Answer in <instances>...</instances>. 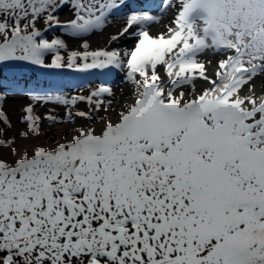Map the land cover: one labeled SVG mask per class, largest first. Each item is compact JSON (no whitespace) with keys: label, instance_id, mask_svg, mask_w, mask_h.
Returning <instances> with one entry per match:
<instances>
[{"label":"snow or ice","instance_id":"1","mask_svg":"<svg viewBox=\"0 0 264 264\" xmlns=\"http://www.w3.org/2000/svg\"><path fill=\"white\" fill-rule=\"evenodd\" d=\"M144 2L0 0V264H264V0Z\"/></svg>","mask_w":264,"mask_h":264},{"label":"rangeland","instance_id":"2","mask_svg":"<svg viewBox=\"0 0 264 264\" xmlns=\"http://www.w3.org/2000/svg\"><path fill=\"white\" fill-rule=\"evenodd\" d=\"M139 3H141V5L143 7H150L151 5L149 3H145L144 0H138ZM67 12V10H65L61 15H65ZM123 18V17H122ZM170 17H165V19L159 23H156L154 25L151 26V31L153 34H155L157 31L161 30L163 28V26L165 24L168 23ZM105 44V39L101 40L96 46H103ZM95 47V45H93ZM209 71L211 72V69H209ZM103 79V77H101ZM120 88L124 89V99H128L130 98V85H124V84H119ZM119 98V97H118ZM113 117H115V113H113ZM77 123H80V121H78ZM70 127L69 125H58L56 128H53L52 131V135H58L60 131H63L64 129ZM47 131V129H46ZM46 141V137H41L39 140H33L30 141L29 143H33V144H40V143H44Z\"/></svg>","mask_w":264,"mask_h":264},{"label":"bare ground","instance_id":"3","mask_svg":"<svg viewBox=\"0 0 264 264\" xmlns=\"http://www.w3.org/2000/svg\"><path fill=\"white\" fill-rule=\"evenodd\" d=\"M126 11V10H125ZM69 15L68 11L66 12L65 15H61V18H65ZM123 14H118L115 15L113 17L110 18L108 24L105 26V28L103 30L97 31L95 34H92L88 37V39L90 40V42L92 43V45H97L101 40L105 39L106 42V38L110 33H113L116 31V29L118 27H120L123 23ZM16 106L18 107V103L19 102H15ZM19 115L18 112H16L15 115H13V120H16V116ZM23 128V125L20 124H16V127L13 129V131H17V130H21Z\"/></svg>","mask_w":264,"mask_h":264}]
</instances>
